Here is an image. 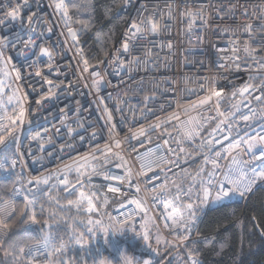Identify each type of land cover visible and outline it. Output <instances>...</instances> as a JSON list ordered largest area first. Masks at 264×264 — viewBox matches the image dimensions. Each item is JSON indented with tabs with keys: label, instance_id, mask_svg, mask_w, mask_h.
<instances>
[{
	"label": "built area",
	"instance_id": "obj_1",
	"mask_svg": "<svg viewBox=\"0 0 264 264\" xmlns=\"http://www.w3.org/2000/svg\"><path fill=\"white\" fill-rule=\"evenodd\" d=\"M11 2L15 3V0ZM8 3L9 0H0V14L4 11L2 6ZM143 6H146L147 10L142 12ZM31 11L37 12L39 18V22L33 25L38 33L42 29L52 28L50 34L44 32L41 40L46 47L55 46L52 49L53 69L49 78L63 83L59 88L47 84L41 88L40 84L36 83L40 80L39 77L34 80L31 76L28 77L32 84H29L26 91L31 93V96L24 102V124L13 133L19 137V144L7 152L0 149V164H4L7 169L0 170V181L13 179L14 185L8 198L12 196L13 189H19L21 195L15 197L17 204L23 202L24 195H29V188H36V179L49 178L48 184L51 183L67 196L68 194L62 191L60 180L67 172L66 165L75 166L79 161L81 165H85L81 171L88 173L83 179L89 180V176L91 177L84 190L89 194L96 192L104 202L107 197V204L114 205L111 217L123 219L124 214L134 206L120 208V203L136 195L135 190L126 183L121 184L117 179L105 180L103 176L107 174L125 180L130 178L133 184L145 181L147 177L138 175L139 163L135 159L137 152L152 150L161 155L166 153L169 145L177 150L179 146H185H178L177 141L183 139L184 127L191 126L186 125V122L204 121L207 117L216 116L217 98L212 94L214 84L223 88L221 111H232L233 104L239 103L240 106V112L233 117L239 126L234 127L230 133L217 132L215 135L219 137L228 134L234 141L258 133L264 134V119L257 118L248 125L240 121L241 114H249V107L256 108L258 113L264 107L251 98L252 94L259 92L253 90V93H245L247 99L239 94L236 97L231 96V92L236 88L243 87L245 83L257 85L261 77H264V71H258L259 64L244 53L243 45L248 37L246 34L242 35L245 25L252 24L255 27L262 22L264 0H132V4L121 8L126 22L113 46L100 60L104 62L88 65L87 71L84 70L82 59L85 57L78 51L76 42L68 31V28L73 29L79 38L83 33L82 28L76 25L71 17L65 21L56 12L52 0H35L26 13L31 14ZM138 15L151 16L158 24V33H145V38L131 47V55L120 54L116 50L121 48L126 28ZM5 33H19L18 25L14 27L9 24L6 28L0 26V35ZM12 38L15 39V35ZM234 42L240 48L237 53L232 50ZM235 55L240 57L237 61L241 64L240 69L229 59ZM254 55L257 60L260 59L259 52ZM4 57L13 59L6 69L10 75L5 77L0 73V80L5 81L6 91L10 93L12 89H17L23 97L25 90L20 89L21 82L16 81L15 74L11 73L13 65L20 66L21 58L17 57L16 52L7 50ZM133 57L147 62L130 64L129 61L133 60ZM120 61L124 62L123 67ZM217 63L225 64V68H216ZM2 66L0 64V67ZM28 71L35 70L25 68V75ZM41 71L48 72V69L42 66ZM97 71L100 72V78L92 75ZM97 79H101L99 90L93 84ZM8 85L11 87L8 88ZM50 87L56 95L45 101L42 107L33 105L29 112L32 100L39 99V94ZM208 96H212V102L200 105L199 101ZM108 113L112 114L111 120L108 119ZM11 114L8 112V115ZM173 116H178L179 119L171 118ZM219 119L222 117L207 122L201 129V136L210 139L209 134ZM154 124L159 126L152 129L150 126ZM140 128L148 130V137H141L140 140L126 139ZM69 129L72 130V135H69ZM37 132L45 141L43 149L39 142L31 139ZM93 132L96 133L95 138L92 137ZM81 135L83 140L80 139ZM117 141L120 142V147H115ZM165 141L168 143L165 144ZM229 143L230 141L226 140L217 147L223 148ZM67 144L74 147L68 148ZM62 147L63 151L60 150ZM108 148H111V153L105 156L103 153ZM186 154L180 153L182 157ZM93 156L97 158L94 159ZM241 159L248 160L249 157L241 155ZM12 160H16L14 168ZM181 163L183 164V161ZM222 163L226 164L228 161ZM128 170L131 172L130 177H126ZM69 180L75 182V172L69 174ZM29 181L32 183L29 184ZM108 187H120L128 196L117 197L107 191ZM140 187L139 195L148 202L149 216L155 218L156 226L154 227L150 220L147 227L152 228L153 237L159 235L162 239L171 240L172 237L159 218L163 207H153L149 194L144 191V184L140 183ZM235 203L244 204L246 201ZM213 208L216 206L211 209ZM209 210H205L200 216L199 230ZM85 213L89 215L86 211ZM137 219L139 220V217ZM33 226L27 225V228L32 229ZM193 239H200V236L194 234ZM130 242L132 241L124 243L127 245Z\"/></svg>",
	"mask_w": 264,
	"mask_h": 264
},
{
	"label": "snow or ice",
	"instance_id": "obj_2",
	"mask_svg": "<svg viewBox=\"0 0 264 264\" xmlns=\"http://www.w3.org/2000/svg\"><path fill=\"white\" fill-rule=\"evenodd\" d=\"M34 2L35 0H15V3H12L9 0L7 5L2 6L4 11L0 14V26L6 28L9 24H12L14 27L16 25L19 27V33L0 35V64L3 65L0 67V73H3L5 77L10 75V72L6 69L13 57L5 59L4 52L6 50L16 52L17 57L21 58V63L19 67L13 65L11 73L15 74L16 81L21 82L20 89L25 90L23 97L20 96L17 89H12L9 93L6 91L5 81L0 80V149L5 152L12 150L19 144V137L14 136L13 133L24 124L26 115L24 102L29 100L31 96V93L26 91L29 84H32L28 77L31 76L33 80L39 77L40 80L36 83H39L41 88L45 84L59 88L60 84L63 83V81L57 82L49 78V73L53 69L52 49L55 46L53 45L51 48L44 46L41 37L45 31L50 34L52 28L42 29L38 33L37 29L33 27L34 24L39 22L37 12L31 11V14H27L26 10H30ZM52 3L56 12L65 21L70 19L69 9L76 6L73 4V0H67V2L66 0H52ZM114 3H118L120 7H127L132 4V0H114ZM146 10V6L141 8L142 12ZM261 20L262 22L255 27L252 24L245 25L242 33V35L246 34L248 37L243 45V51L255 63L259 64L258 71H264V17ZM78 23L83 24V21H78ZM82 30H87V26ZM68 31L72 39L78 44L76 31L71 28H68ZM145 33L156 35L158 24L154 22L151 16L138 15L129 22L121 40V48L116 51L120 54L131 55V47L134 43L144 39ZM13 35H15V39L12 38ZM97 39H100L99 34ZM38 41L40 42L38 43ZM169 47L171 46L169 45ZM232 50L234 53L240 50L235 42ZM78 51L82 53V49H78ZM257 52L261 54L259 60L254 55ZM82 59L85 65L84 70L87 71L89 61L83 57ZM229 59H232L235 67L240 69L241 64L237 63L240 60L238 55ZM99 62L103 63L104 61ZM133 62L139 65L147 61H141L139 57H133V60H130L129 63ZM120 64L121 67L124 66L123 61H120ZM42 66H46L48 72L42 73ZM215 67L223 69L225 64L217 63ZM25 68L28 70L34 69L35 71H28L25 75ZM57 75H60V73H57ZM92 75L100 78V72L98 71L93 72ZM250 79L254 78L250 77ZM213 80L215 81V77H213ZM93 84L99 90L101 79L94 80ZM7 87L10 88L11 86L8 85ZM201 87L203 86L201 85ZM253 90L259 92V94H252L251 98L257 101L259 105L264 106V77H261L257 85L245 83L243 87L236 88L231 92V96L236 97L239 94V96L245 97V93H253ZM33 91H35L34 84ZM212 94L217 98L215 101L216 116L207 117L204 121L190 120L186 122V125L191 126L184 127L182 131L183 139L177 141L178 146L182 144L185 146H179L177 150L169 145L166 153L161 155H157L152 150H147L145 153L137 152L135 159L139 163L140 171L138 175L147 177L145 181L133 184L130 178L125 180L107 174L103 176L105 180L117 179L121 184L126 183L128 187H133L135 190L136 195L128 198L126 202L122 200L120 203V208H128L129 205L134 206L124 214L123 219L109 216L112 223L105 226L101 219L94 220L90 216L87 220L86 231L76 234L75 228H73V234L68 237L67 241L63 238L59 240L56 238L54 234L57 232L60 223L57 218L60 209L67 211L75 209L77 213L86 211L89 214L93 212L99 214L100 206L93 200V197L97 199L99 197L96 192L89 194L84 190L91 177L89 176V180L83 179L84 176H88V173L81 171V168L85 165H81L79 161L76 162L75 166L66 165L67 172L63 174V179L60 180V184L63 186L62 191L68 194L65 197L66 205L52 195L47 196L48 208H45L44 203L40 202L41 195L48 192L47 189H41L40 186L47 185L49 178L36 179V188L28 189L29 195H24L22 207L18 206L15 199V197L21 195L19 189H13L12 196L7 199L0 196V256L3 257L0 259V264H203V253L199 247L200 245L209 247L216 256H223L232 247L229 241L219 240L214 236L193 239V236L194 234L196 236L201 235L199 232L200 216L205 210L211 209L212 206H216L215 210L222 212L225 219L232 222L235 227L242 229L243 218L233 219L236 213H228L227 210L232 208L235 202L251 201L258 193H264V134L258 133L247 136L246 139L241 138L234 141L228 134L219 137L215 135L217 132L230 133L234 127L239 126L238 122L233 120V117L240 112V106L239 103L233 104L232 111H221L220 108L224 99L223 88L214 84ZM55 95L56 93L52 87L45 92H41L39 99L32 100L28 111H31L33 105L42 107L45 101L50 100ZM5 96H7V105L12 106L11 115H8L9 109L3 99ZM211 102L212 96H208L201 99L199 104L204 105ZM193 107H197V105H193ZM105 111L107 112V109ZM217 117H222V119L217 120L212 133L209 134L211 138L202 137L201 129L207 122L216 120ZM171 118L179 119L178 116ZM257 118L264 119V107L261 108L259 113L256 108L249 107V114L240 115V121L245 125L250 124ZM108 119H112L111 113H108ZM4 121H7V123ZM158 126L154 124L150 127L155 129ZM69 135H72L71 129H69ZM95 136L96 133L93 132L92 137L95 138ZM141 137H148V130L140 128L126 139L140 140ZM31 139L39 142L41 149L44 148L45 141L39 132ZM80 139L83 140L82 135ZM226 140L230 141L226 147H217ZM167 143L165 141V144ZM66 147L73 148L74 146L67 144ZM115 147H120L119 141L115 143ZM60 150L63 151L64 148L62 147ZM110 153L111 148H108L103 154L107 156ZM180 153L187 154L182 157ZM241 155H246L249 159L243 160ZM171 157H175V159ZM93 158L96 159L97 157L93 156ZM181 161H183V164ZM224 161H228V163H222ZM15 165L16 160H12V167L14 168ZM184 165H187V167ZM0 170L7 171L4 164H0ZM72 172L76 173L75 182L69 180V174ZM93 172H95V168H93ZM149 173L152 175H149ZM96 174L99 175L100 173ZM10 175L11 173H9ZM130 176L131 172L128 170L126 177ZM3 179H7V177H3ZM156 181L160 182L157 183ZM28 183L31 184L32 181ZM140 183L144 184V191L149 194L152 206L163 207V213L159 215V218L163 221V227L169 236L172 237L171 240L162 239L159 235L153 237L152 228L147 227L150 220L153 226H156L155 218L149 216L148 202L139 195L141 192ZM107 191L117 197L128 196V193L122 192L120 187H108ZM53 201L59 205V209L50 210ZM105 203H107V197H105ZM37 204H39L41 210L40 216L36 212ZM45 211L49 212V216L47 219H43V226L40 229L44 233L43 236L35 242L18 240L13 231L16 220L19 218L22 225L31 227L41 223ZM105 215L108 214L105 213ZM256 219L255 216L251 217L254 222ZM65 224L71 227L67 224V221H65ZM76 227H79V225ZM253 228L259 229V236L264 239V228H260L258 223H253ZM86 234H91L89 241L97 234H102L107 255L102 252L100 247L93 250L85 241ZM129 240L133 243L126 245L124 242ZM70 245L78 246L79 253L69 254ZM237 247L239 249L237 255H240L245 247L243 232H241ZM89 257H91L90 261Z\"/></svg>",
	"mask_w": 264,
	"mask_h": 264
},
{
	"label": "trees",
	"instance_id": "obj_3",
	"mask_svg": "<svg viewBox=\"0 0 264 264\" xmlns=\"http://www.w3.org/2000/svg\"><path fill=\"white\" fill-rule=\"evenodd\" d=\"M73 4L76 5L69 9V15L72 21L80 26L82 29L87 26V30H82V35L78 38L79 43L75 44L78 49H82V53L89 61L88 65L93 66L97 64L102 58H104L110 48L113 46L117 37L122 31L126 22V16L121 12V8L118 3H114V0H73ZM83 5V6H81ZM78 21H83L78 23ZM99 34L100 39H97ZM74 180V179H73ZM14 185L13 179L0 181V196L4 199L8 198L10 191ZM41 189H47L48 192L41 195V203H44L45 208H48L47 196L52 195L56 199L60 200L62 204L67 203L65 195L53 185H41ZM98 196V195H97ZM99 197V196H98ZM75 198V197H71ZM95 198V197H94ZM97 199V198H95ZM99 207V214L87 215L85 211L79 213L75 209L67 211L60 209L58 211L57 218L60 220L57 232L54 234L59 240L63 238L65 241L73 234V228H75L76 234L86 231L87 220L91 216L92 219H101L105 226L112 223L109 220V216H112L113 204L105 203L100 197L95 202ZM18 206L22 207L23 202H19ZM59 209V205L55 201L51 204L50 210ZM210 209L204 217L200 227V239L204 236H214L219 240H227L231 243L232 247L227 250L223 256H216L212 250L205 246L200 245L203 253V264H264V239L259 236V229L253 228V223H258L260 228H264V193H258L251 201H246L244 204L233 203V207L228 209V213L235 212L236 216L233 219L243 218V227L238 228L233 225L232 222L225 219L224 214L220 211ZM37 215L40 216L41 210L39 204L36 205ZM107 213L108 215H105ZM49 212L45 211L40 224H36L32 229H28L27 225H22L18 218L13 225V231L16 234L18 240L21 241H37L43 236V232L40 231L43 226V219H47ZM255 216L256 221H252L251 217ZM62 218V219H61ZM65 221L68 225L66 226ZM79 225V227H76ZM56 227V225H54ZM241 232H243L245 247L243 253L237 255L239 249L237 242L240 238ZM91 234L85 235V241L94 250L96 247H100L102 252L107 255L104 249V243L102 234H97L89 241ZM130 242L127 245H130ZM162 247V245H161ZM78 246H69V254L79 253ZM165 255H167L165 253ZM3 257L0 256V259ZM91 257H89V261Z\"/></svg>",
	"mask_w": 264,
	"mask_h": 264
},
{
	"label": "rangeland",
	"instance_id": "obj_4",
	"mask_svg": "<svg viewBox=\"0 0 264 264\" xmlns=\"http://www.w3.org/2000/svg\"><path fill=\"white\" fill-rule=\"evenodd\" d=\"M5 104L7 105V99L5 100ZM7 107H8V109H9V111L8 112H11V105H7ZM96 198V197H95ZM94 198V200H95V202L97 201V199H95Z\"/></svg>",
	"mask_w": 264,
	"mask_h": 264
},
{
	"label": "crops",
	"instance_id": "obj_5",
	"mask_svg": "<svg viewBox=\"0 0 264 264\" xmlns=\"http://www.w3.org/2000/svg\"><path fill=\"white\" fill-rule=\"evenodd\" d=\"M7 99V96L5 97L4 101Z\"/></svg>",
	"mask_w": 264,
	"mask_h": 264
}]
</instances>
